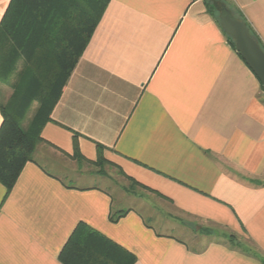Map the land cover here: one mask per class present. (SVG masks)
Here are the masks:
<instances>
[{
	"label": "crops",
	"instance_id": "obj_1",
	"mask_svg": "<svg viewBox=\"0 0 264 264\" xmlns=\"http://www.w3.org/2000/svg\"><path fill=\"white\" fill-rule=\"evenodd\" d=\"M227 1L264 48V0ZM227 37L201 0H110L33 160L0 184V264H62L79 224L132 264H262L264 92ZM99 158L162 213L114 198ZM185 221L226 243L190 246Z\"/></svg>",
	"mask_w": 264,
	"mask_h": 264
},
{
	"label": "trees",
	"instance_id": "obj_2",
	"mask_svg": "<svg viewBox=\"0 0 264 264\" xmlns=\"http://www.w3.org/2000/svg\"><path fill=\"white\" fill-rule=\"evenodd\" d=\"M109 1L10 0L0 23V49L7 52V45L10 49L1 62L22 59L25 71L7 105L0 104V184L6 195L24 165L33 160L41 130L51 121V112ZM216 20L219 23V18ZM249 33L264 51L250 29ZM227 38L234 47L233 40ZM36 98L38 107L32 119L23 125L25 113ZM100 164L103 162L99 158L96 165ZM122 215L112 216L110 221L116 222ZM110 246L114 247L107 239L79 224L60 252L59 261L62 264H94L97 259L100 264L134 262L131 255L117 248L114 249L122 256L114 260Z\"/></svg>",
	"mask_w": 264,
	"mask_h": 264
},
{
	"label": "rangeland",
	"instance_id": "obj_3",
	"mask_svg": "<svg viewBox=\"0 0 264 264\" xmlns=\"http://www.w3.org/2000/svg\"><path fill=\"white\" fill-rule=\"evenodd\" d=\"M203 6L212 17L218 19L223 7L229 8L237 18L242 20V17L235 12L233 8L228 4L227 0H201ZM257 38V37H256ZM7 47V46H6ZM8 49L10 47L8 46ZM5 56V55H3ZM3 57L0 59V104L1 106L7 105V103L12 98L21 77L25 71V65L22 59H12L11 62H4ZM38 107V98L34 99L27 112L25 113L23 125H26L33 117L36 109ZM96 170H99L100 176L105 178L102 186L114 197L120 199L123 202L124 206L131 205L130 202L133 201V198H137L141 201V205H138V208L142 210L145 214V218L148 221L153 220L157 214H161L163 209L160 206H156L154 202V198L149 196L147 193L136 189L133 185H131L127 180H125L118 172L109 168L104 164L96 165ZM94 168L84 169L83 173H94L96 170ZM143 202V203H142ZM139 204V203H137ZM150 205H155V207H150ZM166 213V211H165ZM153 216V217H152ZM186 225V233L182 237L185 242H187L190 246L194 248L204 247L210 241H218L224 242L225 240L221 237L214 236L208 237V230H200L202 235H198L196 231H199L200 225L195 222L185 221ZM152 223V222H151ZM157 227V225H155ZM226 243V241H225ZM232 245H236V242L232 240L230 242Z\"/></svg>",
	"mask_w": 264,
	"mask_h": 264
},
{
	"label": "water",
	"instance_id": "obj_4",
	"mask_svg": "<svg viewBox=\"0 0 264 264\" xmlns=\"http://www.w3.org/2000/svg\"><path fill=\"white\" fill-rule=\"evenodd\" d=\"M219 24L226 36L234 42V49L258 80L264 92V51L250 35L243 21L235 18L227 7H223Z\"/></svg>",
	"mask_w": 264,
	"mask_h": 264
}]
</instances>
